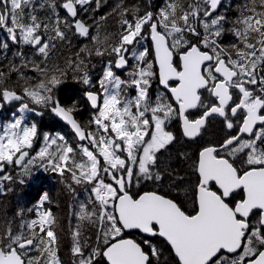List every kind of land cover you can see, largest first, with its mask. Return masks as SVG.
<instances>
[{"label": "snow or ice", "instance_id": "snow-or-ice-1", "mask_svg": "<svg viewBox=\"0 0 264 264\" xmlns=\"http://www.w3.org/2000/svg\"><path fill=\"white\" fill-rule=\"evenodd\" d=\"M107 4L0 0V195L40 171L88 194L67 260L47 193L0 208V264H264V0L235 16L227 0H116L97 15ZM46 112L71 139L42 130ZM211 119L219 140L169 152L173 121L195 141Z\"/></svg>", "mask_w": 264, "mask_h": 264}, {"label": "trees", "instance_id": "trees-1", "mask_svg": "<svg viewBox=\"0 0 264 264\" xmlns=\"http://www.w3.org/2000/svg\"><path fill=\"white\" fill-rule=\"evenodd\" d=\"M129 2H135V0H129ZM155 3V0H154ZM227 3L231 5L229 10L230 16H235L236 13V4L243 3V0H227ZM109 0L108 4L101 8L97 15H103L105 12L109 11ZM108 27V31L115 32L117 29L115 27V21L112 18H109L105 22ZM226 42L229 40L228 37L225 38ZM82 42H87L85 40H77L73 38V45L79 46ZM67 54V46H62L58 49L56 58H58V62L63 63V56ZM93 63L97 65L95 69L92 71L95 73H99L101 64L94 60ZM28 75H34V73L28 72ZM15 76H13L12 85H15ZM95 79V77H94ZM69 84L74 85L77 90V94L75 95V99L85 103L83 91L84 86L76 84L75 81H68ZM19 90V89H18ZM153 90L155 92L161 91V88L158 83L153 84ZM7 113H4V116ZM79 118V117H78ZM42 124L43 131L49 132H60L70 139L72 138V134L70 130L64 126L62 123L57 121L52 114L45 113L44 117L40 121ZM199 143V142H198ZM200 145L197 142H188L183 138H179L177 143H174L170 146L169 152L175 156L177 152H187L191 155H195L197 153L196 149ZM19 171L18 169L16 170ZM15 175V173H14ZM38 177V178H37ZM19 177H17V180ZM195 181V177L191 178ZM12 191L7 192L4 195H0V208L6 210L9 216L13 215L17 209H25L33 207L37 204L40 198L44 193H47L52 201L51 207L53 212L58 218V230L61 234V256L67 260L68 259V248L70 246V241L68 239L69 234V223H75V218L72 216V212L79 201H85L87 198V192L85 191L84 186H75L76 193L73 195L69 193L65 188L64 184L61 183L60 177L53 173H44L43 171L34 173L33 177L28 179L24 184H20L15 182L11 185ZM134 236H138L139 233H133Z\"/></svg>", "mask_w": 264, "mask_h": 264}, {"label": "flooded vegetation", "instance_id": "flooded-vegetation-1", "mask_svg": "<svg viewBox=\"0 0 264 264\" xmlns=\"http://www.w3.org/2000/svg\"><path fill=\"white\" fill-rule=\"evenodd\" d=\"M115 2L116 0H109V7L111 8ZM155 3L158 4L159 0H155ZM159 86L161 88V91H163L164 89L161 87V85ZM84 100L86 101L85 98ZM4 113H7V110ZM194 115H198V113L194 112ZM169 130L173 131V133L177 137V141L175 143L178 142L179 138H183L185 141H188V142H197V144H199L200 146L205 145L206 143H209V142H215L219 140L221 136L224 134V129L222 128L219 119H211L210 123L207 126V131L203 133L202 138H197L195 141H191L188 138L183 136L179 121H173L172 124L170 125ZM199 147H197L196 151L198 150ZM238 198L239 196H237V199Z\"/></svg>", "mask_w": 264, "mask_h": 264}, {"label": "rangeland", "instance_id": "rangeland-1", "mask_svg": "<svg viewBox=\"0 0 264 264\" xmlns=\"http://www.w3.org/2000/svg\"><path fill=\"white\" fill-rule=\"evenodd\" d=\"M89 113H90V107H89L88 103L85 101V103L83 102V104L81 105V112L79 114V119H81L82 121L86 120L89 116ZM29 115H31V114H29ZM6 117H7V115H5V116L3 115V117H0V118H6Z\"/></svg>", "mask_w": 264, "mask_h": 264}, {"label": "water", "instance_id": "water-1", "mask_svg": "<svg viewBox=\"0 0 264 264\" xmlns=\"http://www.w3.org/2000/svg\"><path fill=\"white\" fill-rule=\"evenodd\" d=\"M81 39H83V38H81ZM161 87L163 88V86L161 85ZM54 118L56 119V120H58L60 123H62L63 125H65L69 130H70V128L63 122V121H60L59 120V118H57V117H55L54 116ZM71 131V130H70Z\"/></svg>", "mask_w": 264, "mask_h": 264}]
</instances>
